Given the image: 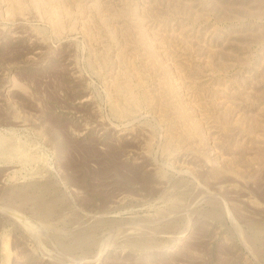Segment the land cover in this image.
I'll return each mask as SVG.
<instances>
[{"label":"rangeland","instance_id":"obj_1","mask_svg":"<svg viewBox=\"0 0 264 264\" xmlns=\"http://www.w3.org/2000/svg\"><path fill=\"white\" fill-rule=\"evenodd\" d=\"M0 264H264V0H0Z\"/></svg>","mask_w":264,"mask_h":264}]
</instances>
